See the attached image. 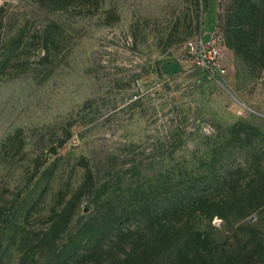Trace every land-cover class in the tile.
<instances>
[{"label": "rangeland", "instance_id": "rangeland-1", "mask_svg": "<svg viewBox=\"0 0 264 264\" xmlns=\"http://www.w3.org/2000/svg\"><path fill=\"white\" fill-rule=\"evenodd\" d=\"M0 264H264V0L0 1Z\"/></svg>", "mask_w": 264, "mask_h": 264}, {"label": "built area", "instance_id": "built-area-1", "mask_svg": "<svg viewBox=\"0 0 264 264\" xmlns=\"http://www.w3.org/2000/svg\"><path fill=\"white\" fill-rule=\"evenodd\" d=\"M190 51L197 65L209 75L226 72L224 50L219 39L212 35L209 39L200 37L197 43H189Z\"/></svg>", "mask_w": 264, "mask_h": 264}, {"label": "trees", "instance_id": "trees-1", "mask_svg": "<svg viewBox=\"0 0 264 264\" xmlns=\"http://www.w3.org/2000/svg\"><path fill=\"white\" fill-rule=\"evenodd\" d=\"M237 9V8H236ZM250 10V14L253 13V11ZM238 14H241L242 11L239 9H237L236 11L235 10H232L231 14H235L237 13ZM253 16V15H252ZM247 17L246 20H252L253 17ZM251 32L248 30V29H240L238 30L237 32L236 31H230V41L231 43L233 44L234 47H237L239 49H242V50H249L250 48V42L248 41V38H250V35Z\"/></svg>", "mask_w": 264, "mask_h": 264}, {"label": "crops", "instance_id": "crops-1", "mask_svg": "<svg viewBox=\"0 0 264 264\" xmlns=\"http://www.w3.org/2000/svg\"><path fill=\"white\" fill-rule=\"evenodd\" d=\"M207 16H208V15H207ZM206 19H207V17H206ZM207 24H208V25H211V21H209ZM207 24L205 23V26H207ZM207 34H208V32H207ZM208 35H209V34H208ZM208 35L203 36V38H204V39H209L213 34H212V35H209V36H208ZM201 70H202V69H201Z\"/></svg>", "mask_w": 264, "mask_h": 264}, {"label": "water", "instance_id": "water-1", "mask_svg": "<svg viewBox=\"0 0 264 264\" xmlns=\"http://www.w3.org/2000/svg\"><path fill=\"white\" fill-rule=\"evenodd\" d=\"M0 1H4V0H0ZM52 150H53V153H54L55 152V149L53 148Z\"/></svg>", "mask_w": 264, "mask_h": 264}]
</instances>
